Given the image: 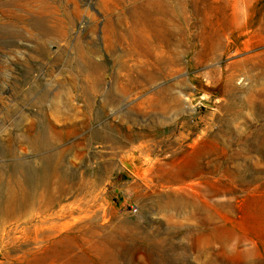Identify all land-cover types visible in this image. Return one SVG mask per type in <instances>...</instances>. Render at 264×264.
<instances>
[{"label":"rangeland","instance_id":"374dc122","mask_svg":"<svg viewBox=\"0 0 264 264\" xmlns=\"http://www.w3.org/2000/svg\"><path fill=\"white\" fill-rule=\"evenodd\" d=\"M0 264H264V0H0Z\"/></svg>","mask_w":264,"mask_h":264},{"label":"bare ground","instance_id":"6f19581e","mask_svg":"<svg viewBox=\"0 0 264 264\" xmlns=\"http://www.w3.org/2000/svg\"><path fill=\"white\" fill-rule=\"evenodd\" d=\"M150 11V10H149ZM135 16H138V15H135ZM140 18H141V16H140ZM157 18V17H156ZM46 21V20H45ZM139 21V20H138ZM171 62H172V60H171ZM86 66L88 67L89 66V69H91L93 72H94V66L96 67V64L94 65V61H92L91 59H88L87 60V62H86ZM98 67V66H97ZM62 90V89H61ZM64 94H65V92H64ZM63 96V95H62ZM52 99V98H51ZM54 99V98H53ZM62 99H63V97H62ZM63 101V100H62ZM80 111V110H79ZM81 112V111H80ZM59 156V155H58ZM50 158V157H49ZM43 160H45V159H43ZM30 173V179H31V181H32V177H33V172L31 171V172H29ZM36 174V173H35ZM42 174V173H41ZM48 174V173H47ZM38 176V175H37ZM47 176V175H46ZM41 179H42V177H40ZM43 179H45V178H43ZM52 179V178H51ZM59 180V179H58ZM46 181V182H45ZM45 181H43V182H45V184L47 183V181H48V178L45 180ZM19 189V188H18ZM24 189H26V188H24ZM54 190V189H53ZM22 191H23V189H22ZM43 191V190H42ZM48 191V190H47ZM55 191V190H54ZM69 191V190H68ZM19 192V191H18ZM25 192V191H24ZM61 192V191H60ZM64 192H66V191H64ZM17 193V192H16ZM46 193V192H45ZM45 193H43V195H45ZM40 194H42V193H40ZM48 194V193H47ZM42 195V196H43ZM24 196V195H23ZM23 196H21V195H13V201H15V202H17V205H18V208H23L25 205H28L29 204V202H28V199H26L25 197H23ZM49 196L50 197H48V201H47V203H50V204H53V203H56V202H60L61 200H60V198L59 197H55L53 194H49ZM43 197H45V196H43ZM42 197V198H43ZM46 199V198H45ZM38 200V199H37ZM41 200V199H40ZM35 201V200H34ZM66 201V200H65ZM33 202V201H32ZM35 203V202H34ZM34 205V204H33ZM37 207V206H36ZM33 208V207H32ZM36 209V208H35ZM38 209V208H37ZM39 209H41V208H39ZM9 210V209H8ZM32 210V209H31ZM49 210V209H48ZM43 211V210H42ZM61 211V210H60ZM39 212H41V210L39 211ZM49 212V211H48ZM47 212V213H48ZM24 213V212H23ZM27 213H28V209H27ZM35 213H37L36 211H35ZM62 213V212H61ZM19 214V213H18ZM31 214H32V212H31ZM50 214H52V213H50ZM25 215H27V214H25ZM30 215V214H29ZM48 215H49V213H48ZM54 215V214H53ZM19 216H22L21 215V213H20V215ZM32 216H34V215H32ZM47 216V215H46ZM63 216V215H62ZM45 219V218H44ZM43 220V219H42ZM47 220V219H46ZM45 220V221H46ZM48 220H49V218H48ZM56 223V222H55ZM53 225H56V224H53ZM58 225V224H57ZM51 227H53V226H51ZM57 227V226H56ZM46 228H48V227H46Z\"/></svg>","mask_w":264,"mask_h":264}]
</instances>
